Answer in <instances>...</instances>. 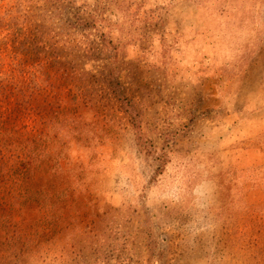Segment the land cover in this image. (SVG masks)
Masks as SVG:
<instances>
[{
  "label": "rangeland",
  "instance_id": "374dc122",
  "mask_svg": "<svg viewBox=\"0 0 264 264\" xmlns=\"http://www.w3.org/2000/svg\"><path fill=\"white\" fill-rule=\"evenodd\" d=\"M0 164V264H264V0H0Z\"/></svg>",
  "mask_w": 264,
  "mask_h": 264
},
{
  "label": "crops",
  "instance_id": "0c3cea01",
  "mask_svg": "<svg viewBox=\"0 0 264 264\" xmlns=\"http://www.w3.org/2000/svg\"><path fill=\"white\" fill-rule=\"evenodd\" d=\"M208 153H214V150H209ZM218 155H219V152H218ZM218 164H220V163L218 162L215 167H217ZM202 183L194 185L195 188H201L203 185H206V188H208V190L211 192V194H209V199H210L209 201H214L218 197L217 190H216V186L218 185L217 181L215 179L210 178V179L204 180ZM194 195L195 196L193 199H194V202L197 204L203 203L207 199V196H205V195H203V197H200L198 194H194Z\"/></svg>",
  "mask_w": 264,
  "mask_h": 264
},
{
  "label": "trees",
  "instance_id": "16d2710c",
  "mask_svg": "<svg viewBox=\"0 0 264 264\" xmlns=\"http://www.w3.org/2000/svg\"><path fill=\"white\" fill-rule=\"evenodd\" d=\"M30 155L31 156H33L31 153H30ZM53 161V159H49V160H47V162H45L44 161V163H42V162H40V159H38V157H35V156H33V160L32 161H30V165H29V167L28 168H30L31 166H32V164H34V163H36L35 165H46V164H49V162L51 163ZM0 168H5V166H2V164H0ZM37 168H40V166L39 167H37Z\"/></svg>",
  "mask_w": 264,
  "mask_h": 264
}]
</instances>
